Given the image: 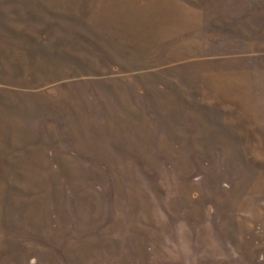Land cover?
Segmentation results:
<instances>
[{"label": "rangeland", "instance_id": "374dc122", "mask_svg": "<svg viewBox=\"0 0 264 264\" xmlns=\"http://www.w3.org/2000/svg\"><path fill=\"white\" fill-rule=\"evenodd\" d=\"M0 264H264V0H0Z\"/></svg>", "mask_w": 264, "mask_h": 264}, {"label": "crops", "instance_id": "0c3cea01", "mask_svg": "<svg viewBox=\"0 0 264 264\" xmlns=\"http://www.w3.org/2000/svg\"><path fill=\"white\" fill-rule=\"evenodd\" d=\"M16 31H17V30H16ZM16 31L13 33V35H17V32H16ZM14 44L16 45V42H13L12 45L14 46ZM9 46H10V45H9Z\"/></svg>", "mask_w": 264, "mask_h": 264}]
</instances>
